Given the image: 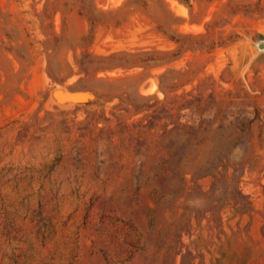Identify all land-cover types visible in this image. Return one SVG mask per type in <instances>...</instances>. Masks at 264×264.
<instances>
[{"label": "rangeland", "instance_id": "rangeland-1", "mask_svg": "<svg viewBox=\"0 0 264 264\" xmlns=\"http://www.w3.org/2000/svg\"><path fill=\"white\" fill-rule=\"evenodd\" d=\"M0 264H264V0H0Z\"/></svg>", "mask_w": 264, "mask_h": 264}, {"label": "bare ground", "instance_id": "bare-ground-1", "mask_svg": "<svg viewBox=\"0 0 264 264\" xmlns=\"http://www.w3.org/2000/svg\"><path fill=\"white\" fill-rule=\"evenodd\" d=\"M170 2H171V1H170ZM170 2H169V3H170ZM174 2H175V1H174ZM177 6H178V5H177ZM177 6H175V8H178ZM180 6H181V5H179V8L177 9V11H178V10H179V11L181 10L180 12L184 11V10H182V9L180 8ZM175 8H174V9H175ZM182 13H183V12H182ZM143 83H145V82H143ZM147 85H148V84H147ZM153 85H154V84H153ZM140 87H141V86H140ZM148 88H149V87H148ZM150 90H151V89H150ZM145 91H148V89L145 90ZM147 93H148V92H147ZM144 95H145V94H144Z\"/></svg>", "mask_w": 264, "mask_h": 264}]
</instances>
